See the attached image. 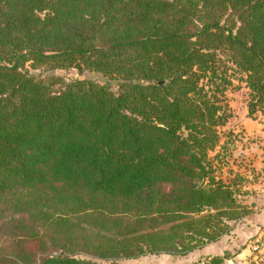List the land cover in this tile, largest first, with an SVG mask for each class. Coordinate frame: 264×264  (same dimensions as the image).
Returning a JSON list of instances; mask_svg holds the SVG:
<instances>
[{
  "label": "trees",
  "instance_id": "trees-1",
  "mask_svg": "<svg viewBox=\"0 0 264 264\" xmlns=\"http://www.w3.org/2000/svg\"><path fill=\"white\" fill-rule=\"evenodd\" d=\"M234 79L264 111V0H0V264H117L227 233L242 190L210 153Z\"/></svg>",
  "mask_w": 264,
  "mask_h": 264
},
{
  "label": "rangeland",
  "instance_id": "rangeland-1",
  "mask_svg": "<svg viewBox=\"0 0 264 264\" xmlns=\"http://www.w3.org/2000/svg\"><path fill=\"white\" fill-rule=\"evenodd\" d=\"M29 69L38 75H60L67 79L87 77L113 83L95 73L80 74L74 70H52L45 67ZM238 85H241V88H235ZM244 85L234 79L233 86L225 92V102L229 104L233 117L219 128L220 144L210 153L211 158L219 153V158L214 161L218 166L219 176L225 179L234 178L240 182L242 192L239 201L245 206L244 216L231 221L230 230L216 241L206 243L191 252L148 253L138 257L120 258L117 264H207L214 256L225 257L222 264H264V191L253 186L260 177L256 174L257 166L254 165V160L260 154L264 156V137L256 136L255 127L258 123H264V111L249 113L248 89ZM246 121L253 125L251 134L246 131Z\"/></svg>",
  "mask_w": 264,
  "mask_h": 264
},
{
  "label": "crops",
  "instance_id": "crops-1",
  "mask_svg": "<svg viewBox=\"0 0 264 264\" xmlns=\"http://www.w3.org/2000/svg\"><path fill=\"white\" fill-rule=\"evenodd\" d=\"M251 127H253V125L247 123V121H246V131L249 134L252 133ZM255 129L257 131L256 136H260L261 138H263L264 137V123H258V126L255 127ZM254 165L257 166L256 174L259 175L260 177L258 178L259 181L254 182L253 186H256L257 188H259V190H262V192H263L264 191V156L262 157L261 154L259 156H257L254 160Z\"/></svg>",
  "mask_w": 264,
  "mask_h": 264
}]
</instances>
